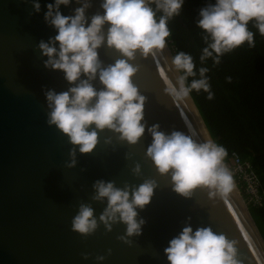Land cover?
Masks as SVG:
<instances>
[{"label": "water", "instance_id": "obj_1", "mask_svg": "<svg viewBox=\"0 0 264 264\" xmlns=\"http://www.w3.org/2000/svg\"><path fill=\"white\" fill-rule=\"evenodd\" d=\"M37 2L38 13L33 0H0V264H167L164 249L186 223L194 231L210 226L238 241L242 264H264V240L238 186L226 202L209 198L207 190L194 191L190 199L176 194L170 177L160 176L146 158L151 144L147 129L134 146L108 130L100 132L96 149L91 154L77 149L75 167H66L73 146L47 124L44 93L66 91L70 85L62 72L44 67L47 58L38 44L57 34L44 19L46 5L55 0ZM90 2L89 23L92 15L102 14V0ZM79 6L72 0L60 11L71 15ZM172 57L167 45L155 56L137 54L130 61L139 67L133 83L146 97L145 122L148 127L159 124L165 134L195 132L193 138L203 143L210 134L192 99L174 103L166 93V81L175 84L177 76L171 69ZM99 58L107 66L121 57L105 43ZM94 87L101 88L98 79ZM106 139L111 143L106 144ZM137 164L140 176L132 171ZM145 179H154L158 187L151 203L139 211L146 223L140 236L129 238L130 244L118 239L126 233L121 223L113 225L111 232L100 224L86 237L71 230L80 203L91 204L97 220L107 205L91 199L95 181H114L122 188L139 186ZM98 256L105 259L98 261Z\"/></svg>", "mask_w": 264, "mask_h": 264}, {"label": "clouds", "instance_id": "obj_2", "mask_svg": "<svg viewBox=\"0 0 264 264\" xmlns=\"http://www.w3.org/2000/svg\"><path fill=\"white\" fill-rule=\"evenodd\" d=\"M185 0H102L100 8L90 18L86 11L90 0H75L79 7L71 15H63L61 5L70 6L72 0H55L46 5L44 19L56 35L47 42L40 41L38 50L44 67L63 73L70 85L66 91L46 90L47 124L54 126L73 146L70 162L76 165L77 149L80 154H91L96 149L99 133L108 130L117 134L121 142L136 145L145 135L151 136L146 158L162 177H170L172 191L191 198L196 190H207L209 198L218 197L226 202L236 190L234 174L226 165L228 155L224 146L210 136L198 143L195 132L185 134L173 130L165 134L159 124L148 127L144 117L146 97L133 83L139 67L131 63L137 54L143 58L161 53L172 35L169 22L181 15ZM40 4L33 0L38 13ZM107 27L105 34L104 28ZM255 28L264 37V0H215L199 10L196 27L201 30L204 43L199 57L201 65L211 59L219 65L221 58L247 44L255 46ZM115 50L121 58L105 66L99 58L104 46ZM171 69L177 73L175 84L166 81V93L174 103H184L193 91L214 93L207 73L209 68L197 70L192 55L179 51L171 58ZM191 78V79H190ZM99 80L97 90L94 82ZM231 83V77L227 78ZM191 131V130H190ZM105 143H111L106 139ZM133 174L140 176L137 164ZM158 187L154 179H145L139 186L125 184L117 187L114 181L97 180L92 188L94 202H107L99 219L91 204L80 203L71 222V230L81 236H90L103 224L107 232L115 224L126 226L119 240L130 244V237L140 236L146 221L139 216L149 205ZM190 221V218H189ZM238 241L216 233L210 226L194 231L186 223L182 231L169 241L164 249L167 264H242L238 258ZM110 254V252H109ZM84 259H88L85 255ZM103 261L104 256H98Z\"/></svg>", "mask_w": 264, "mask_h": 264}, {"label": "trees", "instance_id": "obj_3", "mask_svg": "<svg viewBox=\"0 0 264 264\" xmlns=\"http://www.w3.org/2000/svg\"><path fill=\"white\" fill-rule=\"evenodd\" d=\"M215 0H185L181 15L169 22L172 35L167 45L172 56L183 51L193 56L197 70L209 68L207 76L214 93L193 91L191 99L211 138L225 147L229 163L236 153L256 173L264 194V37L251 25L255 46L247 44L224 55L219 65L211 59L201 65L199 57L205 46L196 27L199 10ZM231 77V83L227 78ZM191 79V78H190ZM249 213L264 240V204L248 206Z\"/></svg>", "mask_w": 264, "mask_h": 264}, {"label": "built area", "instance_id": "obj_4", "mask_svg": "<svg viewBox=\"0 0 264 264\" xmlns=\"http://www.w3.org/2000/svg\"><path fill=\"white\" fill-rule=\"evenodd\" d=\"M226 165L233 172L236 185L246 197L248 206L262 207L264 194L261 191L260 181L249 163L242 161L236 153H232L231 159Z\"/></svg>", "mask_w": 264, "mask_h": 264}, {"label": "rangeland", "instance_id": "obj_5", "mask_svg": "<svg viewBox=\"0 0 264 264\" xmlns=\"http://www.w3.org/2000/svg\"><path fill=\"white\" fill-rule=\"evenodd\" d=\"M170 49V48H169ZM171 51V50H170ZM241 191V190H240ZM241 194H242V192H241ZM242 196H243V198H244V200L246 201V203H247V200H246V197H244V195L242 194ZM247 205H248V203H247Z\"/></svg>", "mask_w": 264, "mask_h": 264}]
</instances>
